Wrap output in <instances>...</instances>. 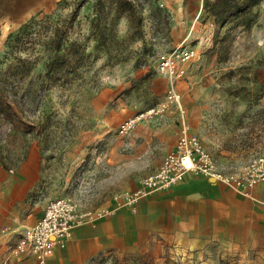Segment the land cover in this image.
I'll list each match as a JSON object with an SVG mask.
<instances>
[{
  "label": "rangeland",
  "instance_id": "rangeland-1",
  "mask_svg": "<svg viewBox=\"0 0 264 264\" xmlns=\"http://www.w3.org/2000/svg\"><path fill=\"white\" fill-rule=\"evenodd\" d=\"M202 1L203 5L205 0ZM77 2H0V67L4 68L12 61L5 57L8 35L16 33L30 19H41L45 15L54 17L57 26L67 30L70 40L85 43L87 50L93 51L94 43L86 42L85 38L89 34L94 0L80 6L75 19L70 22ZM262 2L264 0L259 4ZM133 4L135 17H141L142 34L141 39L127 43L123 61L116 63L106 52L99 53L83 68V84L79 79L71 87L54 86L34 102H24L20 108L22 120L24 126L31 129L15 128L0 119V169L14 173L23 163L36 159L41 171L42 201L72 195L93 205L123 202L124 183L117 186L118 182L108 177V171L99 169L97 159L108 134L99 127L91 99L110 82L109 75L118 64L129 62L134 71L148 70L155 74L156 60L176 49L192 27L183 45L194 47L196 54L181 66L176 88L183 93L181 98L188 108L193 132L220 166L243 167L257 157H264V108L259 107V99L264 93V16L258 11V19L262 18V21L256 22V27L254 25L249 31L229 23L220 28L215 37L217 27L203 9L199 17L184 22L182 28L179 17L184 4L176 0H167L165 8L158 7L157 0H133ZM156 7L160 12L152 11ZM262 8L264 10V5ZM175 24L178 29L171 32ZM131 25L126 16L120 17L116 24L118 37L124 39ZM29 46L34 49L22 52L21 56H41L38 41ZM40 64L41 60H38L34 74L41 69ZM134 86L135 83L130 81L122 93L127 95ZM135 87L140 91L129 101L134 113L153 101L143 82ZM137 104L140 107L136 108ZM45 119L50 123L47 137L41 139L35 134V129L40 127L36 122ZM105 177H108L106 181ZM124 180L122 172L121 181ZM105 264L147 262L140 253L125 251L108 256Z\"/></svg>",
  "mask_w": 264,
  "mask_h": 264
},
{
  "label": "crops",
  "instance_id": "crops-1",
  "mask_svg": "<svg viewBox=\"0 0 264 264\" xmlns=\"http://www.w3.org/2000/svg\"><path fill=\"white\" fill-rule=\"evenodd\" d=\"M3 1L9 2L0 0ZM176 1L184 4L179 17L182 28L184 22L200 16L202 0ZM263 3L255 7L260 16H264ZM206 15L213 22V17ZM174 29H178L177 24L171 32ZM192 29L179 44L187 41ZM148 73L134 71L129 62L118 64L109 75L110 82L91 99L99 127L108 134L97 159L99 169L108 171L117 186L123 182L128 192L136 190L142 175L159 168L177 142L176 110L159 123H138L129 138V150L124 149L117 135L121 122L164 97L167 78ZM130 81L135 86L143 82L153 100L135 113L129 101L140 90L134 86L127 95L122 93ZM181 102L194 133L188 108ZM259 105L264 108V93ZM40 182L36 159L23 163L14 173L0 169V264H37L24 242L25 234L43 213ZM85 205L110 212L93 225L71 230L65 246L52 248L46 264H105L108 256L125 251L140 253L147 264H264V183L250 190H236L210 178L191 175L168 190L139 198L134 211L113 201L100 205L87 201Z\"/></svg>",
  "mask_w": 264,
  "mask_h": 264
},
{
  "label": "trees",
  "instance_id": "trees-1",
  "mask_svg": "<svg viewBox=\"0 0 264 264\" xmlns=\"http://www.w3.org/2000/svg\"><path fill=\"white\" fill-rule=\"evenodd\" d=\"M87 1L78 0L70 22L75 19L78 8ZM261 1L205 0L203 10L213 17L217 37L219 29L229 23L249 31L257 22L259 15L255 7ZM92 6L93 14L85 41L94 43L93 51H88L85 43L70 40L67 30L57 26L56 20L50 15L30 19L16 33L8 35L5 57L12 58V61L4 68L0 67L1 120L15 128L23 127L25 122L20 108L24 102H34L54 86L71 87L79 79V83L83 84L82 70L97 58V54L106 52L109 59L119 63L125 58L127 43L141 39V17H135L133 0H94ZM152 11L160 12L157 7ZM122 16H126L132 24L124 39L116 33L117 21ZM224 38L225 35L220 40ZM37 41L41 56L20 55L28 49L33 50L29 45ZM38 60H41V69L34 74ZM36 123L40 127L35 129V134L45 139L50 120ZM26 128L31 129L28 126Z\"/></svg>",
  "mask_w": 264,
  "mask_h": 264
},
{
  "label": "built area",
  "instance_id": "built-area-1",
  "mask_svg": "<svg viewBox=\"0 0 264 264\" xmlns=\"http://www.w3.org/2000/svg\"><path fill=\"white\" fill-rule=\"evenodd\" d=\"M166 4L167 0H157L160 8H165ZM184 43L185 41L171 53L161 55L153 65L154 73L168 80L164 97L124 120L117 128V135L123 140L124 149L129 150V138L138 123H159L168 113L176 110L178 116L175 149L163 158L155 172L141 178L136 190L124 192L123 202L119 201L118 206H128L134 211L139 198L168 190L191 175L210 178L236 190H250L255 185L264 183V157H257L243 167L233 164L220 166L197 135L190 131L176 81L181 76V66L191 60L196 52L194 47L183 45ZM86 202V199L72 195L59 196L45 202L42 216L25 234V249L37 264H46L52 248L64 247L71 230L93 225L110 212L90 209L85 205Z\"/></svg>",
  "mask_w": 264,
  "mask_h": 264
}]
</instances>
